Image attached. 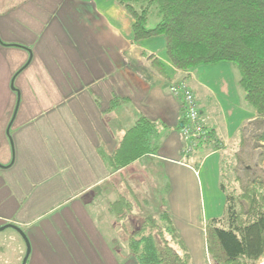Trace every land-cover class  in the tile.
<instances>
[{"label": "crops", "instance_id": "1", "mask_svg": "<svg viewBox=\"0 0 264 264\" xmlns=\"http://www.w3.org/2000/svg\"><path fill=\"white\" fill-rule=\"evenodd\" d=\"M132 25L116 0H0V228L23 233L25 264H137L129 236H107L91 205L123 171L111 173L99 151L112 154L139 117L166 128L154 160L170 188L168 212L191 264H207L200 223L205 233L224 212L223 151L183 152L181 102L169 91L182 74L163 36L134 41ZM184 82L222 146L253 120L229 63ZM114 98L125 101L111 109ZM25 255L17 231H0V264Z\"/></svg>", "mask_w": 264, "mask_h": 264}, {"label": "trees", "instance_id": "2", "mask_svg": "<svg viewBox=\"0 0 264 264\" xmlns=\"http://www.w3.org/2000/svg\"><path fill=\"white\" fill-rule=\"evenodd\" d=\"M116 3L133 20L134 41L156 36L165 38L167 57L182 74L183 82L190 80L192 73L199 68L229 63L236 71L243 104L254 115L253 121L246 125H255L260 131L256 142L264 143V0H116ZM151 16L156 18V25L152 28L148 27ZM144 56L151 60L159 73H163L153 57ZM123 101L114 98L111 109ZM185 124L181 108L178 129L181 131ZM165 129L161 124L139 117L125 131L112 154L99 151L111 173L127 169L134 172L142 162V172L149 176L153 190V182L157 178L160 181L155 215L143 214L142 210L151 204L146 199L137 200L129 183L131 177L120 176L125 194L112 189L111 197L106 200L105 215L109 222L123 224L137 208V230L125 242L129 255L137 264H191L166 208L167 200L160 197V190L163 195L170 190L166 177L154 160ZM244 131L243 126L237 135L239 146L244 145ZM201 147L205 152L223 151L219 187L225 195L222 217L206 222L205 254L216 264H257L264 259V178L244 167L247 174L243 182L235 173L237 165L243 164L239 159L241 153L235 154V167L224 157L227 146L221 145L215 130L208 126L203 141L198 144V148ZM228 171L232 172L235 181L234 188L230 185L231 190L226 183ZM236 184L239 192H233Z\"/></svg>", "mask_w": 264, "mask_h": 264}, {"label": "rangeland", "instance_id": "3", "mask_svg": "<svg viewBox=\"0 0 264 264\" xmlns=\"http://www.w3.org/2000/svg\"><path fill=\"white\" fill-rule=\"evenodd\" d=\"M155 25H156V18L151 16L149 18V21H148V27L152 28ZM151 65L157 71V69L153 66V63H151ZM234 73L236 74L235 70H234ZM236 76H237V74H236ZM244 127H245V131L243 133L244 137H245L244 145L239 146L240 142H239V136H238L229 145H227V148H225V150H224L225 151L224 157L229 159L230 163L233 162L235 167H236V155L235 154L237 152H238V154L241 153L239 159L240 158L242 159L243 164L237 165L235 173L237 176H239L242 179V181L244 180L243 182H245L246 174H247L244 170V167L246 169L253 170V172L256 174V176L264 178V143L258 142V141L256 142V136L259 134L260 131H257V129L255 128V125H253L252 123L247 124V125L245 124ZM197 149H198V147L193 149V151L190 153V155ZM142 166H143L142 162H139V165H138V167L135 168L136 170H134V172H133V170H130V169L123 170L120 173V175H117L115 178H112L109 185H106V183L103 184L99 189L94 191V193L92 195L94 198L93 203L91 205V208H92L91 211H92L93 219L95 221H97L99 218H101V219H99L100 226L101 227L105 226L103 228H105V230L108 232V234H106V235L111 237V238H112V231H116L117 235L120 234V236L121 235L122 236H125V235L130 236L133 234V232H135L137 230V227L139 224V221L137 219V214H138L137 208L134 210V212L132 214L130 213L128 215V217L125 219V221H123V224H117L115 222H109V219L105 215L107 213V211H106V200L109 197H111V194H112V192H111L112 189L109 190V186L111 185L112 188H114L113 189L114 191L116 189H118L121 191L122 194L126 193L122 182H120V178H121L120 176L125 177L127 179L129 177H131V179L129 178V181H130L129 183L132 184V185L130 184L131 190L133 192H135V194L137 195V197H136L137 200L142 201V199L143 200L146 199V200H148L149 204H151L146 209H144L143 206H140L141 209H144V210H142L143 214L146 212L149 213V215H152V214L155 215L156 214L157 210H156V207L154 205L158 204V203H156L157 198H159L158 193H157V189H158V184H160V181H158V178H157L158 176H157L156 177L157 180H155L153 182L154 183V190H153V186H151L152 181L149 180V176L146 173L142 172L143 171ZM132 172L134 173V175H132L133 174ZM253 172H251V173H253ZM233 177H234V175H233ZM233 177H232V172L228 171L226 183H228L230 190L232 189V186L234 188V185H235V181H233ZM230 185H232V186H230ZM238 190H239V187L236 184V189H234L233 192H239ZM154 191H155V194H154ZM167 196H168V194L163 195V193L160 190V197H163L164 199L167 200ZM158 202H159V199H158ZM166 208L168 209L167 206H166ZM200 225H201V228H200L201 237L204 240L205 233L202 230V223H200ZM205 226H206V223H205ZM107 243L110 244L109 246H111L112 248H114L116 246L117 248L122 249V247H123V244H122L123 242L121 243L120 240L116 241V242H114V240H112V241L107 240ZM125 251H127V249H125ZM13 253H15V250H13ZM129 254L130 253L127 251V256L134 258V257L130 256ZM122 256H125V254H121V255L117 254V260L119 262L122 261ZM22 260H23V258H22ZM22 260H21V263H22ZM213 264H216V263H213ZM257 264H264V259L257 262Z\"/></svg>", "mask_w": 264, "mask_h": 264}, {"label": "built area", "instance_id": "4", "mask_svg": "<svg viewBox=\"0 0 264 264\" xmlns=\"http://www.w3.org/2000/svg\"><path fill=\"white\" fill-rule=\"evenodd\" d=\"M170 93L181 101L182 113L186 124L182 127L181 133L185 140L184 153L190 154L203 141L206 132V121L199 113V109L191 89L185 82L172 84L169 87ZM207 264H213L210 256L206 254Z\"/></svg>", "mask_w": 264, "mask_h": 264}, {"label": "water", "instance_id": "5", "mask_svg": "<svg viewBox=\"0 0 264 264\" xmlns=\"http://www.w3.org/2000/svg\"><path fill=\"white\" fill-rule=\"evenodd\" d=\"M180 126H182V125H180ZM7 228H11V229L17 231V232L22 236V238H23L24 241H25V244H26V255H25V257H24V259H23V263H22V264H25V263H26V260H27V257H28V255H29V245H28V243H27V241H26V239H25L23 233H22L18 228H16L15 226L7 225V226H4V227L0 228V231H3V230H5V229H7Z\"/></svg>", "mask_w": 264, "mask_h": 264}]
</instances>
